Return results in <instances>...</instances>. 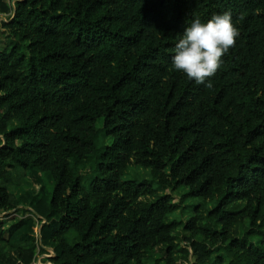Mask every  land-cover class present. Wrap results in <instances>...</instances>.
I'll use <instances>...</instances> for the list:
<instances>
[{
	"label": "trees",
	"instance_id": "obj_1",
	"mask_svg": "<svg viewBox=\"0 0 264 264\" xmlns=\"http://www.w3.org/2000/svg\"><path fill=\"white\" fill-rule=\"evenodd\" d=\"M11 11L0 213L32 216L0 219V264L40 249L50 264H264V0H0ZM225 12L239 35L196 84L175 45ZM26 178L28 200L10 190Z\"/></svg>",
	"mask_w": 264,
	"mask_h": 264
},
{
	"label": "clouds",
	"instance_id": "obj_2",
	"mask_svg": "<svg viewBox=\"0 0 264 264\" xmlns=\"http://www.w3.org/2000/svg\"><path fill=\"white\" fill-rule=\"evenodd\" d=\"M238 35L229 12L214 15L207 22L196 17L175 45L172 66L190 81L196 84L207 81L206 86L211 87L208 78L215 75L222 57L235 44Z\"/></svg>",
	"mask_w": 264,
	"mask_h": 264
},
{
	"label": "rangeland",
	"instance_id": "obj_3",
	"mask_svg": "<svg viewBox=\"0 0 264 264\" xmlns=\"http://www.w3.org/2000/svg\"><path fill=\"white\" fill-rule=\"evenodd\" d=\"M4 41L0 44V47L4 46V44H5ZM102 125H103V120H101L98 123L99 127H102ZM107 142L109 144L112 143V138H108ZM48 177H49L48 173H44L45 185H47L49 190L52 192L54 185L51 181H48ZM32 189H33V184H32V181L30 178H26L25 181L18 186L10 187V190L12 193H14L16 196L18 195V196L24 197L26 200L30 199V197L32 196V194H33ZM160 193H162V194L172 193L174 196V201L176 203H179L181 200V197H182L181 192L180 193L172 192L170 189L165 188V187H161ZM29 211H30L29 206H27V207L19 206L16 210L12 211L11 213H6V212L0 213V219H4V221H5L4 225L6 227H8L12 223V221L17 219V218L32 216V214ZM39 230H40V227L38 226V228H36V233L38 235H39ZM182 246H185V244H183ZM50 254H52V249H45L44 252L40 249L36 263L37 264H50L47 260L48 257H50ZM154 256L156 258L162 259L165 256V252H164V250L159 249L156 251Z\"/></svg>",
	"mask_w": 264,
	"mask_h": 264
},
{
	"label": "built area",
	"instance_id": "obj_4",
	"mask_svg": "<svg viewBox=\"0 0 264 264\" xmlns=\"http://www.w3.org/2000/svg\"><path fill=\"white\" fill-rule=\"evenodd\" d=\"M7 1L11 4V6H12V8L14 10V3H15L16 0H7ZM11 16H14L13 11H11L10 13H2V12H0V33H1V28H2L3 22H9L11 20L10 19ZM0 44H1V34H0ZM54 255H55V253L52 250V254H50V256H54ZM34 264H37V263L34 262Z\"/></svg>",
	"mask_w": 264,
	"mask_h": 264
}]
</instances>
